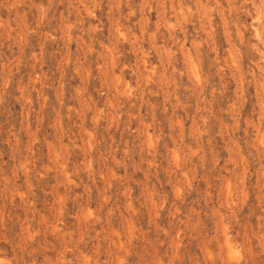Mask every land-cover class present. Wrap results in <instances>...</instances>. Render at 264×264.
Returning <instances> with one entry per match:
<instances>
[{
	"label": "clouds",
	"instance_id": "9594fccd",
	"mask_svg": "<svg viewBox=\"0 0 264 264\" xmlns=\"http://www.w3.org/2000/svg\"><path fill=\"white\" fill-rule=\"evenodd\" d=\"M0 264H264V0H0Z\"/></svg>",
	"mask_w": 264,
	"mask_h": 264
}]
</instances>
